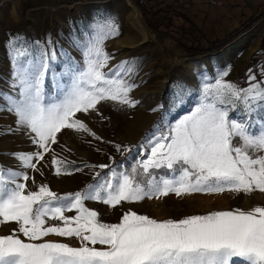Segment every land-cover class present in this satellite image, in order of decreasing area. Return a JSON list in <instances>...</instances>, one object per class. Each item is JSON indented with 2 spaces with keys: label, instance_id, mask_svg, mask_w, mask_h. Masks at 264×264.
Segmentation results:
<instances>
[{
  "label": "snow or ice",
  "instance_id": "obj_1",
  "mask_svg": "<svg viewBox=\"0 0 264 264\" xmlns=\"http://www.w3.org/2000/svg\"><path fill=\"white\" fill-rule=\"evenodd\" d=\"M92 29L84 44L74 42L82 50L83 66L68 57L64 71L53 76L52 95L45 93V80L56 53L43 52L33 60L28 47L18 46L19 38L10 41L15 95L0 90L6 102L0 110L16 116V130L25 129L36 150L11 154L24 171L0 164V226L16 225L11 234L0 235V264H264V206L164 220L128 209L118 223H106L85 205L93 201L116 209L169 195L264 194V81L252 70L247 88L227 82V72L214 82L204 78L198 103L146 134L137 151L146 158L137 159L130 171L93 166L108 171L95 173V183L83 191L65 195L29 175H44L47 154L57 177L82 171L70 169L51 148L65 129L101 139L77 113L103 118L97 107L102 102L138 104L130 96L138 85L125 78L134 75L136 62L122 61L104 71L111 59L104 43L120 34L115 20L101 15ZM260 71L264 76V66ZM115 149L132 152L119 144ZM73 239L79 246L62 242Z\"/></svg>",
  "mask_w": 264,
  "mask_h": 264
},
{
  "label": "rangeland",
  "instance_id": "obj_2",
  "mask_svg": "<svg viewBox=\"0 0 264 264\" xmlns=\"http://www.w3.org/2000/svg\"><path fill=\"white\" fill-rule=\"evenodd\" d=\"M142 9L147 8L139 6L136 0H0V90L4 92L15 95L10 88L15 71L10 41L19 38L18 46L28 47L34 53L30 57L33 60H38L43 52L49 55L56 53L57 60L50 65L45 80V93L52 95L55 92L53 76H59L64 71V62L68 57L74 64L83 66L82 50L75 47L74 42L79 40L84 44L92 34V25L101 15L113 18L120 33L104 43V50L111 57L104 71L115 68L122 61L137 64L134 75L125 77L129 83L138 85L130 93L131 98L138 101L136 107L102 102L97 107L103 118L93 112V119L89 121L77 113L101 139L65 129L58 133V143L51 145L57 158L67 161L68 165L79 166L82 171L57 177L51 165V154L45 157L46 165L41 169L44 175L29 171L38 184H48L58 195L83 191L89 184H94L93 177L101 169L93 166L108 164L115 168L119 165L118 171H130L137 159L146 158L137 155L146 134L157 126L165 128L188 114L198 103L204 78L214 82L219 73L227 72L224 77L227 82L247 88L249 70H252L258 81H264L260 71L264 66V19L232 46L212 54L187 57L181 42L188 45L194 42L193 38L185 39L167 31L162 25L158 26L154 18L146 21ZM136 21L143 25L145 33L139 31ZM181 89L184 90L182 98ZM4 107L6 102L0 100V108ZM230 115L235 117V113ZM255 118L256 114L253 115ZM16 119L13 113L0 110V164L24 171L11 154L34 152L36 149L25 129L16 130ZM8 128L15 131L7 132ZM116 144L128 146L132 152H117ZM28 183L31 185V181ZM32 187L35 190V186ZM85 205L96 210L103 222L118 223L123 211L128 209L157 220L180 219L235 208L248 210L257 205L264 206V194H196L183 198L169 195L160 200L125 203L122 208L118 206L116 209L93 201H86ZM15 227L14 223L0 226V235L11 234ZM62 242L79 246L74 239Z\"/></svg>",
  "mask_w": 264,
  "mask_h": 264
},
{
  "label": "crops",
  "instance_id": "obj_3",
  "mask_svg": "<svg viewBox=\"0 0 264 264\" xmlns=\"http://www.w3.org/2000/svg\"><path fill=\"white\" fill-rule=\"evenodd\" d=\"M147 1L150 5L148 10L151 13L158 14L160 12L158 15L162 17L161 19L159 16L153 17L154 19L159 17L157 25L160 27L162 25V28L164 27L167 31L180 35L182 38H193L194 42L188 45L184 41L181 42L186 46L198 42L205 44L207 41L225 37L238 29L251 15L256 14L260 5L264 4V0H222L218 5H211L206 0H182L177 17L172 18L168 13L170 9L168 0ZM170 24L172 26H169ZM254 26L241 33L219 51L227 46H232L242 35L250 32Z\"/></svg>",
  "mask_w": 264,
  "mask_h": 264
},
{
  "label": "trees",
  "instance_id": "obj_4",
  "mask_svg": "<svg viewBox=\"0 0 264 264\" xmlns=\"http://www.w3.org/2000/svg\"><path fill=\"white\" fill-rule=\"evenodd\" d=\"M29 1V0H28ZM263 5H260V9L256 14L251 15L246 21H244L238 29H236L234 32L229 33L223 38H217L214 41H207L205 45H201L200 42L198 43H192L189 46H186L182 44V50L184 54L187 57H194V56H199V55H204L206 53H214L222 49L227 43L231 42L234 40L236 37H238L241 33H244L251 29L260 19L264 18V9ZM143 12V17L146 21L150 20L151 18L155 16H159L158 14L160 13H151L148 9H142ZM160 19L162 18L159 16ZM158 18L155 20L158 21ZM159 26V25H158ZM169 26H172L170 24ZM243 82V80H242ZM130 166V165H129ZM70 169H75V168H80L79 166H73V165H68Z\"/></svg>",
  "mask_w": 264,
  "mask_h": 264
},
{
  "label": "built area",
  "instance_id": "obj_5",
  "mask_svg": "<svg viewBox=\"0 0 264 264\" xmlns=\"http://www.w3.org/2000/svg\"><path fill=\"white\" fill-rule=\"evenodd\" d=\"M137 4L144 8H149V2L147 0H136ZM211 5H218L222 0H206ZM170 9L168 10L169 16L172 18L177 17L178 10L182 5V0H168Z\"/></svg>",
  "mask_w": 264,
  "mask_h": 264
},
{
  "label": "bare ground",
  "instance_id": "obj_6",
  "mask_svg": "<svg viewBox=\"0 0 264 264\" xmlns=\"http://www.w3.org/2000/svg\"><path fill=\"white\" fill-rule=\"evenodd\" d=\"M136 25H137V28L139 29L140 32L145 33L144 27H143V25L139 21H136ZM78 116H81L83 118H86L89 121V120H92L93 119L94 113L91 112L88 115H85L83 113H78Z\"/></svg>",
  "mask_w": 264,
  "mask_h": 264
}]
</instances>
